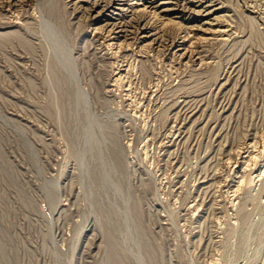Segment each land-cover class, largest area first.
<instances>
[{"label": "rangeland", "instance_id": "rangeland-1", "mask_svg": "<svg viewBox=\"0 0 264 264\" xmlns=\"http://www.w3.org/2000/svg\"><path fill=\"white\" fill-rule=\"evenodd\" d=\"M65 2L45 15L79 82L48 71L30 5L35 46L0 21V264H264V0H213L227 39L182 60L172 27L114 51Z\"/></svg>", "mask_w": 264, "mask_h": 264}, {"label": "bare ground", "instance_id": "bare-ground-1", "mask_svg": "<svg viewBox=\"0 0 264 264\" xmlns=\"http://www.w3.org/2000/svg\"><path fill=\"white\" fill-rule=\"evenodd\" d=\"M44 2H45V0H0V21H2V20H6V21L10 20L11 21L12 20L15 22L16 21L17 22L20 21V23L22 22V24L25 25L24 26L25 32H21V33L17 32V35L14 38L12 36L11 37L13 39H17L19 44L28 42L30 45L35 46L36 44H33L31 41L33 39L32 38L33 36H31V38H29L31 32H30V29L28 27L29 22L27 23L26 18H25L26 17L25 8L28 5H30L31 9H32V13H33L32 15L35 18V20L39 21L40 24H44L46 27V30H47V31H45V29H43V35H41V36L38 35V37L35 38V40H37L36 42H38V44L41 45L43 51L47 55V59H48L47 69H48V71L50 72V69L53 66L54 67L57 66V61L59 60L58 62L60 63V65L63 66V68L68 72V74L71 77L73 76L79 82L81 80L80 79L81 77L79 78V75L77 72V70H78L77 66L75 67V65L77 64V58L75 56V51L71 48L69 41H67L62 36L61 30L56 25H54L48 18H46ZM47 2H49V1H47ZM66 5L73 8L74 10H81L83 12L82 14H84V16L86 15L88 18H91L93 21L91 29H92L94 36H96L97 39L99 38V36L101 38H103L104 42L108 43V46L113 48L114 51H116L115 49H118L120 51L123 48L125 49L126 47H129L132 45H134V46L137 45L139 50H141V52L144 51L145 54L147 53L148 55H150L149 52L157 51L158 49H160V47H162L161 35L163 33L161 34V32L164 31V29L167 27H172L174 29L175 33H174V35L172 34L173 36L171 38L167 39L168 43L167 42L166 43H167V45L168 44L169 45L168 46L166 45V46L169 47L170 50H172V52L174 54L178 55L181 58V60L182 59H190V58L194 57V54H197L196 52H198L197 50H194L195 49L194 47H197V45H199L201 43L207 42L208 40H210V41L213 39L215 40L217 38H218V40H222V41H225L227 39L225 37L227 34L226 33L227 29H224V28L222 29L221 25H219L218 28L215 30L213 28L214 26L218 25L217 23H222V22H220L221 20H219V16H214L218 11V7L216 8L213 5V0H67ZM26 12H27V10H26ZM220 17H221V15H220ZM252 17H254V16H252ZM221 19L223 20V18H221ZM252 19H251V17L248 18V21L250 22V24L253 23ZM196 21H201V23L198 25L192 24L193 22H196ZM242 23H244V22H242ZM224 25H225V23H224ZM26 29H27V31H26ZM10 31H12V30H10ZM169 31H168V33H169ZM45 32H47L48 34H46ZM229 32H231V31H229ZM1 34H4V33H0V35ZM18 43H16L17 46L19 45ZM57 44H59V45H57ZM14 46H15V44H14ZM108 46H106V47H108ZM131 48L133 49V47H131ZM169 48H168V50H169ZM61 50H63L65 57H63ZM161 50H163V48H161ZM133 51H135V50H133ZM141 52H140V54H141ZM116 54H118V53H116ZM64 58H66V60H68L70 62V64H71L70 67L71 66L75 67L76 72L71 71L74 69H70L69 65L65 64ZM129 66H131V65L129 64ZM132 68H134V67H132ZM127 69H129V68H127ZM254 137H256V136H254ZM262 137L264 138V134H262ZM256 141H257V139H256ZM248 142L250 143V141H248ZM263 143H264V141H263ZM250 145H251V143H250ZM253 146L257 147V146H255V144H253ZM260 147H261V145H260ZM260 147H259V149L258 148L257 149L261 151ZM237 153H239V150ZM257 154H258V152H257ZM257 154L250 156L251 153H249L247 156H245V158L248 157V159H249V160H247V162L252 161V160L255 161V159H257V157H258ZM237 156H238V154H237ZM242 157H244V156H242ZM243 161H245L244 158H243ZM248 164H250V163H248ZM248 164H246V165H248ZM252 164H253V162H252ZM241 165H243V162ZM247 168L248 167H246V169ZM244 170L245 169H243V171ZM260 171H259V174L256 172L257 175L255 174L253 176V179L259 177L260 175H264V174H262L263 171L262 170H260ZM237 177L239 179V176H237ZM242 177H241V179H242ZM260 178H262V176ZM243 179H245V176ZM243 179L240 181V185H239L238 189H235V191L233 190L234 195H236V193L242 188L243 183H245ZM235 188H237V187H235ZM232 195H233V193H232ZM237 195H239V194L237 193ZM237 198H238V196H237ZM248 200H249V198H248ZM252 203H253V201H252ZM233 205H234V203H233ZM241 212L244 213L243 211H241ZM249 213H247V217H248ZM245 216H246V214H245Z\"/></svg>", "mask_w": 264, "mask_h": 264}]
</instances>
